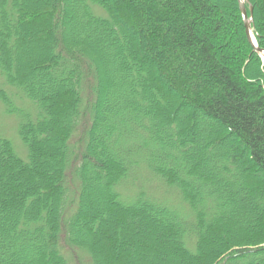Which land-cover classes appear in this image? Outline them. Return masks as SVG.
Returning a JSON list of instances; mask_svg holds the SVG:
<instances>
[{
    "label": "trees",
    "instance_id": "1",
    "mask_svg": "<svg viewBox=\"0 0 264 264\" xmlns=\"http://www.w3.org/2000/svg\"><path fill=\"white\" fill-rule=\"evenodd\" d=\"M0 72L25 149L0 137V264H264L239 0H0Z\"/></svg>",
    "mask_w": 264,
    "mask_h": 264
},
{
    "label": "rangeland",
    "instance_id": "2",
    "mask_svg": "<svg viewBox=\"0 0 264 264\" xmlns=\"http://www.w3.org/2000/svg\"><path fill=\"white\" fill-rule=\"evenodd\" d=\"M262 69H263V64H262ZM8 89H9V86L6 83L5 78L2 76L0 72V94L2 91H5L8 93L7 91ZM23 103L25 106H21V108L24 109V112H28L31 115V117H34L36 114V108H33L30 102L25 101ZM3 104L4 103L1 100V96H0V137L11 141L17 153L22 158H24L23 156L25 155L24 144L19 134V129L21 125L20 115L7 112L6 107ZM71 187H72V192L75 191V187L74 188L73 186ZM83 263H86V261Z\"/></svg>",
    "mask_w": 264,
    "mask_h": 264
},
{
    "label": "water",
    "instance_id": "3",
    "mask_svg": "<svg viewBox=\"0 0 264 264\" xmlns=\"http://www.w3.org/2000/svg\"><path fill=\"white\" fill-rule=\"evenodd\" d=\"M240 1V8H241V11H242V14H243V18H244V25H245V30H246V34L250 40V42L252 43V45L254 46L256 52L259 54L261 60H262V64H263V75H264V47L262 45H260L257 41V45L254 43L253 39H252V36L251 34L248 32V28L250 27L253 32H254V29L252 27V24H253V11H254V8H253V5L251 4V1L250 0H245L244 3H242V0H239ZM247 6H249V9H250V13H251V16H250V19L248 17V9H247ZM247 28V29H246ZM255 33V32H254ZM256 38L259 39V37L255 34Z\"/></svg>",
    "mask_w": 264,
    "mask_h": 264
},
{
    "label": "bare ground",
    "instance_id": "4",
    "mask_svg": "<svg viewBox=\"0 0 264 264\" xmlns=\"http://www.w3.org/2000/svg\"><path fill=\"white\" fill-rule=\"evenodd\" d=\"M245 2V0H242V3H244ZM247 29V28H246ZM248 32L251 34V36H252V39H253V41H254V43L257 45L258 43H257V38H256V36H255V33L253 32V30L249 27L248 28Z\"/></svg>",
    "mask_w": 264,
    "mask_h": 264
}]
</instances>
